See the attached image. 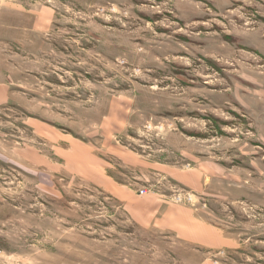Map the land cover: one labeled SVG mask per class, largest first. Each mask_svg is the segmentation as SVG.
<instances>
[{
	"label": "rangeland",
	"instance_id": "374dc122",
	"mask_svg": "<svg viewBox=\"0 0 264 264\" xmlns=\"http://www.w3.org/2000/svg\"><path fill=\"white\" fill-rule=\"evenodd\" d=\"M0 83V264H264V0H0Z\"/></svg>",
	"mask_w": 264,
	"mask_h": 264
},
{
	"label": "crops",
	"instance_id": "0c3cea01",
	"mask_svg": "<svg viewBox=\"0 0 264 264\" xmlns=\"http://www.w3.org/2000/svg\"><path fill=\"white\" fill-rule=\"evenodd\" d=\"M6 87L0 83V105L9 98ZM193 175L196 176V173ZM116 192L130 218L142 228L171 233L177 239L207 251L227 249L234 245L219 228L195 216L189 207L158 197L139 196L122 187L117 188Z\"/></svg>",
	"mask_w": 264,
	"mask_h": 264
},
{
	"label": "built area",
	"instance_id": "2783aa9c",
	"mask_svg": "<svg viewBox=\"0 0 264 264\" xmlns=\"http://www.w3.org/2000/svg\"><path fill=\"white\" fill-rule=\"evenodd\" d=\"M143 193H144V192H142V191L140 192V194H143Z\"/></svg>",
	"mask_w": 264,
	"mask_h": 264
}]
</instances>
